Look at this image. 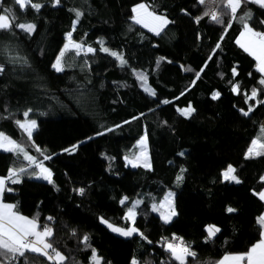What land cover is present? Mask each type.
<instances>
[{"label":"trees","instance_id":"trees-1","mask_svg":"<svg viewBox=\"0 0 264 264\" xmlns=\"http://www.w3.org/2000/svg\"><path fill=\"white\" fill-rule=\"evenodd\" d=\"M34 2L43 5L38 12L0 0V14L11 8L16 24L35 25L31 35L16 27L0 30V64L6 69L0 73V132L49 169L53 183L40 190L25 183L35 178L33 168L20 175V183H8L9 168L28 162L0 150V178L13 189L2 202L35 219L40 229L52 228V242L67 257L65 264H92L93 250L99 264H178L155 245L174 235L196 253L186 264H217L224 256L247 253L261 238L258 218L264 213L258 198L264 189V155L245 158L251 141L264 137V104L257 103L264 100L259 83L264 77L236 37L244 30L240 17L249 11L246 22L264 32V9L242 4L236 18L223 15V23H216L203 16L210 5L197 0H61L56 7L52 0ZM141 3L169 21L158 35L133 22L132 7ZM72 9L82 12L74 30ZM69 32L75 42L97 51L88 56L70 51L65 70L57 73L51 65ZM101 43L126 63L121 66L98 51ZM13 55L26 57L28 64L11 63ZM233 83L238 94L231 90ZM253 88L259 95L246 103ZM213 93H219L217 99ZM189 105L195 111L186 118L178 109ZM249 107L253 111L244 116L241 109ZM27 109L33 110L30 119L42 125L39 151L16 124ZM143 135L151 166L132 168L124 157ZM228 165L240 183L222 180ZM167 192L175 195L177 214L165 224L151 209ZM124 197L126 205L120 203ZM138 198V235L122 238L101 223L104 218L127 228V207ZM208 225L220 229L211 239ZM25 261L50 264L33 253L13 264Z\"/></svg>","mask_w":264,"mask_h":264},{"label":"snow or ice","instance_id":"snow-or-ice-1","mask_svg":"<svg viewBox=\"0 0 264 264\" xmlns=\"http://www.w3.org/2000/svg\"><path fill=\"white\" fill-rule=\"evenodd\" d=\"M61 0H52V6L56 7L59 5ZM197 3L200 5L209 4L210 9L203 13V16L210 17L211 21L216 23H223L221 17L223 15H231L232 18H236L238 9H240L242 4H256L261 9H264V0H197ZM14 4L19 7L20 10H26L29 6L35 11H39L43 5L34 0H14ZM214 9V10H213ZM74 12L75 19L73 20V30L75 29L76 23L79 21L82 12L77 9H72ZM133 15L132 19L137 24H142L144 27H148L150 31H155L156 34H159V30H162L163 26L167 25L169 21L163 17L154 14L147 10L144 4H139L132 8ZM15 13L11 8H6L3 10V14H0V30H11L13 27L19 28L23 32L31 35L35 31V25L32 23H15L14 20ZM243 23L244 31L241 33L242 40H238L237 43L247 52L250 56L254 58L257 62L256 70L262 74L264 77V32L255 31L249 24L246 22L248 19H251V12H246L243 17H240ZM264 24V20L261 21ZM227 26H230L228 24ZM220 44L217 43L216 48H219ZM14 51V50H13ZM70 51H74L76 56H80L83 52L85 55L89 53H95L97 49L92 47L85 48L84 45L75 42L72 39V34L69 32L66 35V43L62 46L59 53L55 58V62L52 63L51 67L57 72H63L65 70L66 62L65 56ZM98 51L107 53L114 57L116 60L120 62V65L123 66L126 61L121 54L117 52L110 51L107 47H104L101 43V47ZM11 63H19L22 65H27V58L22 55H13L10 58ZM211 59V57H209ZM5 67L0 64V73L5 71ZM203 70V69H202ZM191 71V69H188ZM233 76H236L237 69H232ZM199 77V73H197V78ZM142 84L146 85V78L143 76L139 77ZM259 83L264 85V78H262ZM233 93H239V85L233 83L231 88ZM145 91L150 95H155V92L152 91L151 88L145 86ZM264 91V89H262ZM183 94V93H182ZM259 93L257 89L253 88L251 90L250 95H246L245 102L247 103L249 100H256ZM219 93H213L212 99H217ZM163 103L167 104L169 101L165 100ZM257 103L264 104V100H258ZM32 109H27L23 112L24 120H17V126L28 136L31 140L32 133L37 127L36 120L30 119L29 114L32 112ZM180 114L184 117H189L195 111L191 105L184 109H178ZM253 111L252 107H249L247 111L241 109V112L244 116H248L249 113ZM261 132L264 133V129H261ZM102 134V133H98ZM141 145L142 152L146 150V137H142L138 142ZM76 146H73L75 149ZM0 150L4 152L13 153L14 155H22L23 159L28 162L27 167L20 166L18 168H9L7 182L11 184L20 183V175L27 172L28 168H33L34 171L31 173L37 179L47 180L48 183H53L52 181V173L49 169L45 168L43 164L38 161L33 160V158L28 155L24 149L12 138L0 132ZM39 151V149H37ZM67 151V149H66ZM264 155V137L253 139L251 141L250 147L247 149L245 153V158H253L255 156ZM49 157H45L48 159ZM127 162L131 164L132 167L141 166L139 164L140 157H134L133 159H129L125 157ZM145 167H149L150 165L145 162ZM35 169H39V171H35ZM183 172V169H181ZM235 169L232 165H228L227 168L222 172V176L225 181H234L235 183H240V180L234 175ZM6 179L0 178V264H13L14 261L19 257H25L26 253H33L39 257L46 258L50 264H65L67 257L57 248L54 247L52 242V237L54 235L53 229L49 226L45 225L42 229L39 228L38 223L35 219H29L18 213L14 212V205L6 204L2 202L3 194L6 191H12L13 189L6 187ZM181 176H177V180H181ZM261 180L264 181V177H261ZM81 194L83 193V189L78 190ZM257 193H254L256 195ZM173 193H167L163 200L159 203L152 204V211L158 212L160 215V219L168 224L172 217H174L177 213L173 206ZM258 198L261 201H264V190L258 193ZM128 201V197H124L121 199L120 203L122 205H126ZM141 200H135L131 203L130 207H127V211L125 213L124 218L126 220L132 221L133 225L135 224V217L137 216L136 209L139 208L141 204ZM227 211L232 213L235 211L233 208H228ZM49 220L52 218L49 217ZM101 223L107 225L111 231L119 233L122 236H131L133 233H138V229L134 226L125 228H120L114 226L112 223H109L106 219L101 218ZM258 223L261 228L264 229V215H261L258 218ZM207 232V238L211 239L215 236L217 232L220 231L214 225H208L205 228ZM141 238L143 237L142 234ZM261 239L258 243L251 246L249 251L244 254L239 255H231L225 256L224 259L220 262V264H242V262H246V264H264V231L261 232ZM88 237L85 235L83 237L82 242H87ZM175 241V242H172ZM164 250L170 253L171 258L178 262V264H186L187 257L195 258L196 253L191 250V246L186 244L182 238L176 237L175 235L171 238V241L165 240L164 242ZM92 264H99V258L95 254V250H93V255L91 257ZM27 264V261H25ZM132 264H137L136 260L132 261Z\"/></svg>","mask_w":264,"mask_h":264},{"label":"rangeland","instance_id":"rangeland-1","mask_svg":"<svg viewBox=\"0 0 264 264\" xmlns=\"http://www.w3.org/2000/svg\"><path fill=\"white\" fill-rule=\"evenodd\" d=\"M141 4H144V3H141ZM139 5V4H138ZM145 5V4H144ZM135 6H137V5H135ZM134 7V6H133ZM132 7V8H133ZM155 14V13H154ZM133 15H135L134 13H133ZM160 16V15H159ZM133 17V16H132ZM163 17H165L166 18V16H164L163 15ZM167 19V18H166ZM133 20V19H132ZM134 22V21H133ZM135 23V22H134ZM138 25H140L141 27H143V28H145L148 32H150V33H154V34H156V32L155 31H150L149 30V28L148 27H144L142 24H138ZM166 26V25H165ZM165 26H163V28H162V30L164 29V27ZM161 30H159V32H160ZM74 52V51H73ZM75 53V52H74ZM83 56H88L89 54H87V55H85L83 52L81 53ZM38 125H40V127L42 126L41 125V122L40 121H38L37 122V127L35 128V130L33 131V133H32V139H33V141H34V144H35V146H37L38 148L40 147L41 148V144H40V136H39V126ZM263 126H264V122H263ZM142 137H145L144 135L142 136ZM141 137V138H142ZM141 138H139L137 141H136V144H135V147H134V150L133 151H131L130 152V154H127L125 157H128L129 159H133L134 157H137V156H139L140 157V160H139V164L141 165V166H143V167H145L144 166V164H145V162L147 163V164H149L150 166H151V163H150V161H149V152H148V142H146V150H144L143 152H142V148H141V145L138 143L140 140H141ZM258 138H260V137H258ZM255 139H257V138H255ZM2 151V150H1ZM125 157H124V163L126 164V165H128V166H130V167H132L131 166V164H129L128 162H127V160L125 159ZM132 168H134V167H132ZM136 168V167H135ZM145 168H149V167H145ZM46 182H47V180H44V179H37V178H35V180H32V182L30 183L31 185V187L32 188H34L35 190H40V188H42L43 186H44V184L46 185ZM234 182V181H233ZM235 183V182H234ZM139 199V198H138ZM138 199H134V200H132L131 202H130V204H129V207L131 206V203L133 202V201H135V200H138ZM140 200V199H139ZM264 202V201H263ZM3 203H5V202H3ZM10 204V203H9ZM13 205V204H12ZM13 211H15L14 209H13ZM16 212V211H15ZM173 218V217H172ZM100 220H101V218H100ZM108 221V220H107ZM171 221H172V219H171ZM109 222V221H108ZM128 222H129V226L128 227H131V226H134L133 225V223H132V221H129L128 220ZM109 223H111V222H109ZM106 228H108L107 227V225L106 224H104V223H102ZM216 226V225H215ZM119 227V226H118ZM127 227V228H128ZM217 227V226H216ZM120 228H122V227H120ZM127 228H125V229H127ZM218 228V227H217ZM108 230H110L111 231V229H109L108 228ZM113 234H115L116 236H120V237H122V238H129V237H131V236H133V235H138L139 233H133L131 236H122V235H120L119 233H116V232H113V231H111Z\"/></svg>","mask_w":264,"mask_h":264},{"label":"crops","instance_id":"crops-1","mask_svg":"<svg viewBox=\"0 0 264 264\" xmlns=\"http://www.w3.org/2000/svg\"><path fill=\"white\" fill-rule=\"evenodd\" d=\"M243 29H244V28H243ZM243 31H244V30H243ZM243 31H241L240 34L236 37V43H237L238 40H242L241 33H242ZM237 45H238L239 48H241V49L244 51V49L240 46V44L237 43ZM246 53H247V52H246ZM247 54H248V53H247ZM248 55H249V54H248ZM249 56H250V55H249ZM250 57L253 58L252 56H250ZM253 59H254V58H253ZM254 61H255V60H254ZM256 64H257V62H256ZM261 75H262V74H261ZM263 122H264V121H263ZM262 125H263V123H262ZM38 126H39V131H40V125H38ZM26 136H27V135H26ZM31 142H32L33 145L35 146L34 141H33L32 138H31ZM35 147H36L37 149H42V148H43L42 145H41V148H40V147L38 148L37 146H35ZM32 180H35V178H33V179L29 180V181H25V183H31ZM222 180L224 181L223 176H222ZM47 182H48V181H47ZM47 182H46V183H47ZM263 190H264V189H263ZM167 193H169V192H167ZM167 193H166V194H167ZM171 193H173V192H171ZM166 194H165V195H166ZM174 196H175V195H173L172 200H174ZM14 212H15V211H14ZM262 215H264V213H263ZM262 231H264V229H262ZM262 231H261V232H262ZM260 234H261V233H260ZM261 238H262V237H261ZM261 238H260V239H261ZM259 241H260V240H259ZM238 255H239V254H238ZM228 256H231V255H228ZM224 257H225V256H224ZM224 257H222V259H221L220 261H218L217 264H220V262L224 259ZM229 264H230V262H229ZM242 264H246V262H242Z\"/></svg>","mask_w":264,"mask_h":264},{"label":"built area","instance_id":"built-area-1","mask_svg":"<svg viewBox=\"0 0 264 264\" xmlns=\"http://www.w3.org/2000/svg\"><path fill=\"white\" fill-rule=\"evenodd\" d=\"M166 239L169 240V241H171V238L164 237L163 240H161L160 242H156L155 245H156L159 249H163V250H164V242H165ZM172 242H175V241H172Z\"/></svg>","mask_w":264,"mask_h":264}]
</instances>
